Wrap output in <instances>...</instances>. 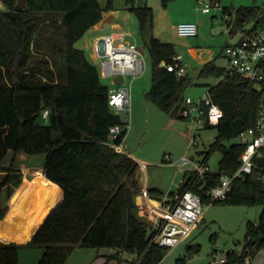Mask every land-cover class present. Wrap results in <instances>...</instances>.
<instances>
[{
    "label": "trees",
    "instance_id": "1",
    "mask_svg": "<svg viewBox=\"0 0 264 264\" xmlns=\"http://www.w3.org/2000/svg\"><path fill=\"white\" fill-rule=\"evenodd\" d=\"M1 1L0 161L9 150L44 152L43 167L52 185L44 184L41 195L30 199L24 227L11 229L17 241L0 243V264H18L20 243L30 233L31 242L43 251L32 264H64L76 246L126 249L142 256L139 264H159L169 246L153 239V222L139 214L140 164L129 152H119L108 143L110 127L126 122L109 104L111 87L102 81L99 66L77 46L105 12L116 8L114 0L104 5L101 0H27L24 8L16 7L17 0ZM170 1L162 0L164 5ZM125 4L135 12L150 52L152 86L145 97L172 117L189 118L183 111L190 78L161 64L163 60L178 64L174 43L154 35L152 6L136 5L134 0ZM222 10L232 33L247 21L264 19V3L223 6ZM224 69L210 60L200 74L220 77ZM208 90L224 114L216 125L204 123L215 126L217 134L203 160L207 162L217 149L222 157L217 170L208 168L203 175L196 169L185 171L176 190L196 191L203 203L211 202L208 190L221 176L238 168L245 145L237 138L255 127L260 100L258 87L239 75H225ZM45 109L49 110L46 117ZM126 132L122 130L115 142ZM19 173L18 167H8L0 179V191ZM263 176L264 158H259L251 174L236 177L227 196L214 200L263 205L259 220L247 222L242 247L229 249L225 262L218 264L251 261L264 246ZM147 191L158 199L165 196L156 187Z\"/></svg>",
    "mask_w": 264,
    "mask_h": 264
},
{
    "label": "rangeland",
    "instance_id": "2",
    "mask_svg": "<svg viewBox=\"0 0 264 264\" xmlns=\"http://www.w3.org/2000/svg\"><path fill=\"white\" fill-rule=\"evenodd\" d=\"M1 1V0H0ZM136 5L148 4L154 10V35L163 41L174 42L178 39L171 27V22L181 17V11L174 6L168 10L162 0H134ZM264 0H259L263 2ZM106 0H101L104 5ZM117 10L113 11L112 21L121 22L120 28L115 30L126 31L129 39H134L145 53L146 69L136 76L132 83V103L129 119V129L127 132V144L125 150L132 154L138 153L144 157L148 163L150 180H158L161 183L169 184L173 180L174 189H178L177 180L187 169H193L202 158L200 150L207 149L217 134L215 126L198 124L196 143L192 144L194 138V122L190 118H172L170 114L161 109L156 103L147 98H141L139 102L140 110H134L137 97L135 92L147 87L152 79L151 57L146 44L144 43L139 28V20L135 12L129 9L125 0H114ZM2 4V1H1ZM112 11V10H109ZM108 11V12H109ZM118 13L119 17L115 15ZM214 13L216 15L214 16ZM207 26L200 31L208 32V39L199 42L201 47L213 49L214 56L219 64L228 67V60L221 53L222 46L228 40L227 28L222 11L213 9L207 15ZM110 21V20H109ZM111 21V22H112ZM108 22V21H106ZM105 29L87 31L85 35L77 41V46L83 48L87 56L98 66L99 59L94 54L93 44L96 35L109 34L114 30L110 23H105ZM103 29V30H102ZM201 34H203L201 32ZM180 36V35H179ZM183 38V37H182ZM200 67L201 65L198 64ZM193 79L197 78V73L191 72ZM125 80H131V76H124ZM102 81L112 85L110 78L101 77ZM214 81L212 78H200L201 81ZM150 89V88H148ZM207 86L195 83L188 85L184 90V97L191 96L196 99L203 95ZM144 100V101H143ZM238 140V138H237ZM183 153V154H182ZM182 154V155H181ZM170 159L165 160L169 157ZM187 157L191 161L181 164L182 158ZM222 157L221 150H212L209 154L208 164L213 169H218L219 160ZM46 153H28L24 150H9L5 157L0 161V179L6 174L7 166H16L20 169L18 177L6 183L0 191V243H14V231L10 229V221L21 220L22 227L25 224L27 214V201L32 197H39L42 192L43 183L52 185L47 179L44 171ZM143 173L145 174L144 170ZM46 181V182H45ZM31 197V198H32ZM203 218L194 226L188 236L176 245L169 247L167 253L159 264H210L220 257H226L229 249L242 247L245 239L247 222L258 221L263 210L260 203L235 204L221 201L204 202ZM150 222H153L152 219ZM18 264L37 263L43 251L41 247L31 242L28 235L26 242L20 243ZM108 246L100 248L81 247L71 256H68L64 264H139L142 256L136 252L115 248L111 256L98 258L99 253L107 251ZM110 255V254H109ZM251 264H264V246L258 250L252 259ZM249 261L233 262L230 264H249Z\"/></svg>",
    "mask_w": 264,
    "mask_h": 264
},
{
    "label": "built area",
    "instance_id": "3",
    "mask_svg": "<svg viewBox=\"0 0 264 264\" xmlns=\"http://www.w3.org/2000/svg\"><path fill=\"white\" fill-rule=\"evenodd\" d=\"M197 2L204 12L221 6V0H197ZM177 31L180 35L195 36L198 34L199 25L195 21H180L177 24ZM93 49L99 59L98 66L103 77L115 80L117 76L122 77L126 74L131 76L129 84L111 88L109 92V104L126 123L124 126L115 124L110 127L108 143L115 150L125 152V135L118 142L114 139L122 130L129 129L132 82L146 69L145 53L136 40L113 33L96 38ZM224 54L228 60V67H225L219 78L225 75L241 76L258 87L260 100L255 127L238 136L240 143L245 145L239 156V166L233 174L222 175L220 182L208 190L211 201L225 198L232 188L234 179L251 174L255 169L256 159L264 158V19L259 22L247 21L245 26L238 30L236 38H231L224 46ZM180 57L176 55L174 59L178 60ZM165 65L169 70H175L179 76L186 74V68L181 64L165 63ZM184 102L183 113L195 124L207 122L216 125L223 117L222 108L213 100L209 90L196 99L187 96ZM48 113L49 110L45 109L43 116H48ZM207 169L208 166L203 161L196 166L197 172L201 175ZM143 194L148 196L147 189H144ZM203 204L201 195L191 189L175 191L174 194L167 196L163 202L162 212L152 217L153 228L156 230L153 239L169 247L179 243L202 220ZM216 258L217 254H215V264L226 260V257H220L218 260Z\"/></svg>",
    "mask_w": 264,
    "mask_h": 264
},
{
    "label": "crops",
    "instance_id": "4",
    "mask_svg": "<svg viewBox=\"0 0 264 264\" xmlns=\"http://www.w3.org/2000/svg\"><path fill=\"white\" fill-rule=\"evenodd\" d=\"M253 3L263 4L264 1L263 2H259V0H221V6L220 7H216V8H212V10L213 9H218V10L222 11V13H223V10H222L223 6L237 7V6H240V5H249V4H253ZM173 6L176 9H178L179 11H181V14H182L181 17L178 20L171 22V27L174 30L176 36L178 37V39H174V42H173L174 45H175V49H176V54L174 55V57L176 55H180L181 56L180 59H178L176 61H179L178 64H181V65L185 66V68H186V74L185 75L190 78V80H191L190 84H193V83H195L197 85L205 84L207 86V90H208L210 84L217 83L220 80V78H219V76H216V75H209V76L201 75L200 74L201 67L207 61H210V60H214V62H215V64L217 66H221L223 68H225L226 66L223 65V64H219L217 62V60H216V58L214 56L215 52L213 51V49L206 48V46L201 47L200 45H198L199 42H202V41L208 39L207 38L209 36L208 32H206L204 30H202V31L199 30L198 34L195 35V36L180 35L178 33V31H177V24L180 21H195V22L198 23L199 29H200V26L203 29V27L207 26V23H209L208 20H207V17L205 15H207L212 10L208 11V12H204L200 8L197 0H171L168 3V5H167L168 10L170 9V7H173ZM115 10H117V9H113L112 11L105 12L103 18L98 23L93 25L88 31H92L93 30V33H95L96 31L101 30V28L105 29L104 28L105 27V23H110V25H111V27L113 29L114 28H120L122 26L121 22H119V21H114L113 22L112 21V18H113L112 14H113V11H115ZM115 15H117L119 17L118 13H116ZM215 15H216V13H214V16ZM223 17H224V15H223ZM227 17H228V19H231V16H227ZM106 21H108V22H106ZM226 28H227L226 32H227V35H228V40H226L224 45L222 46L221 53L227 59V57L224 54V46L230 41L231 38L232 39L236 38L238 31L236 33H232L231 32V27L227 26V24H226ZM201 32L203 34H201ZM111 33H113L115 35H125V36H127V34H128V33H126V31H120V30H115V29L112 30ZM111 33H109V34H111ZM102 35H104V34L96 35V38H98L99 36H102ZM158 38H160V37H158ZM163 62H165V61L163 60L162 63ZM198 64H200L201 66L199 67ZM164 66H166V65H164ZM193 69H194V72L197 73V78L196 79H193L192 74H191ZM212 77L215 79L214 81H209L207 79L204 82V81L200 80V78H212ZM111 82H112V85H110V87L114 88V87H117L119 85H127V84L130 83V80L126 81L125 77L122 76V78H120V77L117 78V79L115 78V80L111 79ZM149 82L150 83L147 84V87H145V89L141 90V92H135V97H137V102L135 103L134 110H136V111H137V109L140 110V106H139V102L138 101H141V99H140L139 96H141V98H146L145 97V92L148 91L149 90L148 88H151V86H152V79ZM131 94H132V87H131ZM184 115H186V114H184ZM172 118H174V117H172ZM197 125L198 124L194 123L195 131H194V138L191 139V143L192 144L196 143V139L197 140L199 139L198 135H196V130L198 129ZM127 132H128V130H127ZM127 132L125 134L124 149H125L126 144H127L126 143L127 142L126 141L127 140ZM125 152H127V151L125 150ZM205 152H206V149L200 150V154H202V158L199 161V163L204 161L203 159L205 158ZM129 154H131L133 157H135L138 160L139 164H140V168H139V171H138V179H139V181L142 184V189L143 190H142V192L140 194L137 195L136 200H137V203L139 205V209H138L139 210V214L141 215L142 218L147 219L149 221V219L151 220L154 215L160 214L162 212L164 199L167 196H169V192L176 191L177 189L176 190L174 189L173 180H171V182L169 184L161 183L158 180H150L149 170L146 172V170L148 169V163L145 161L146 159L144 157H142L141 155H139L138 153L132 154V153L129 152ZM208 158H209V155L207 157V162L206 161H204V162L207 164L209 169L215 170V169L211 168V166L208 164ZM168 159H170V156L165 158V160H168ZM189 161H191V160L188 159L187 157H183L181 164L187 163ZM198 164H195L193 169H188V170L196 169V166ZM10 166H7V168L10 167ZM12 166H14V165H12ZM143 170H144L145 174L143 173ZM185 171H187V169ZM185 171H184V173H185ZM184 173L182 174V176L178 180H177L176 177L174 178V180L178 183L177 184L178 187L180 186L181 181L184 179V177H183ZM47 179L49 181H51L48 177H47ZM44 184H46V183H43V185ZM150 187H156L159 190H161L162 192H164L165 193L164 194L165 195L164 198L163 199H158V198H155V197L151 196L149 193H148V196H145L143 194L144 189L148 190V188H150ZM31 197L32 196H30V198L27 201L28 206L30 204ZM25 218H26V215H25ZM22 224L23 223H22L21 220L10 221V229H15L17 227L20 228L22 226ZM29 235L31 236V233ZM27 238H28V236L24 239V242H26ZM14 241H17V239H14ZM243 244H244V241H243ZM81 247H84V246H76L69 256H71L75 251H77L78 248L81 249ZM114 251H115V248H113V249L112 248H108L107 251H102L101 253H99L100 256L98 258H105L107 256H111V253L114 252ZM252 259H251V261H249L250 259H247L249 261L248 262L249 264L252 263V261H253Z\"/></svg>",
    "mask_w": 264,
    "mask_h": 264
},
{
    "label": "water",
    "instance_id": "5",
    "mask_svg": "<svg viewBox=\"0 0 264 264\" xmlns=\"http://www.w3.org/2000/svg\"><path fill=\"white\" fill-rule=\"evenodd\" d=\"M26 2H27V0H17L16 7L17 8H24V7H26ZM3 7H4V5L0 3V9H2ZM162 65L164 66L165 63L163 62ZM119 77L122 78L121 76H117L116 79Z\"/></svg>",
    "mask_w": 264,
    "mask_h": 264
}]
</instances>
